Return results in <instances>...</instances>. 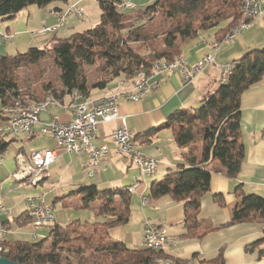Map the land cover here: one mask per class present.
I'll return each instance as SVG.
<instances>
[{
  "label": "trees",
  "instance_id": "1",
  "mask_svg": "<svg viewBox=\"0 0 264 264\" xmlns=\"http://www.w3.org/2000/svg\"><path fill=\"white\" fill-rule=\"evenodd\" d=\"M57 1L67 0H0V18L13 19L30 5L41 8ZM98 1L101 18L95 27L70 37H53L51 51L60 69L61 91L45 86V92L34 95L20 86L19 69L39 63L47 55L46 49L33 46L24 53L0 55V107L41 101L49 94L58 102L66 93L76 91L89 99L93 89H109L114 80L131 82L138 71H152L157 60L174 61L182 53L183 43L200 33L216 29L225 39L246 20L244 0H154L140 10H121L120 0ZM97 63L98 78L93 81L85 67ZM234 64L227 82L205 95L200 107L179 109L168 118L165 127L171 129L175 143L188 149L183 155L186 164L154 180L148 192L151 199L170 195L184 204V225L191 237L203 235L197 216L202 196L211 189L213 173L235 178L241 171L245 157L241 97L264 77V47L247 51ZM8 145L0 138V153ZM234 193L239 201L232 223L256 221L264 226V196L245 192L242 183ZM72 194L78 195L82 207L95 204L94 221L76 220L64 227L56 223L49 236L40 240L0 236V255L25 264H186L165 249L134 247L112 237V228L130 221L129 190H101L90 184L67 196ZM215 198L223 202L222 193ZM22 219L19 216L15 222L21 225ZM12 222H7L8 228ZM206 264H225L222 250Z\"/></svg>",
  "mask_w": 264,
  "mask_h": 264
},
{
  "label": "crops",
  "instance_id": "2",
  "mask_svg": "<svg viewBox=\"0 0 264 264\" xmlns=\"http://www.w3.org/2000/svg\"><path fill=\"white\" fill-rule=\"evenodd\" d=\"M85 1L87 0H67L61 1V4H54V6L49 4L45 7H39L38 11L44 18L42 26L56 24L60 15L73 4L83 10L82 4ZM260 2L264 8V2L261 0ZM35 7V5L26 7L17 13L13 19L3 20L0 18V29L5 27V30L11 33L12 38H14L12 30H25L24 25L33 17L31 11L36 10ZM263 29L264 17L251 29L237 36L233 42L221 43L219 41L221 36L217 34L216 30L213 36L200 33L198 37L183 43L181 54L189 63L197 62L206 54L214 52L215 47L220 48L216 53L215 63L208 66L193 83H185L178 71L166 72L158 77L159 85L149 91L143 99L137 102H126L120 99V113L127 116V125L134 133L135 144L142 151L159 160L156 174L143 178L137 192H133L132 195L135 193L148 197L150 185L154 180L177 171L181 165L186 164L183 155L188 152V149L181 148L175 143L171 129L165 127L168 118L179 109L195 108L197 104L201 103L205 95L218 87L219 65L235 62L251 49L263 48ZM120 81L119 79L116 80L109 89H93L89 99L105 95L110 89L109 92L113 91L120 84ZM124 87L132 88L131 82L124 80ZM89 99L80 96L77 102ZM73 100L74 93H66L59 99V102L65 107ZM56 104H53L55 105L54 110L49 109L41 114V123L36 125L31 133H23L17 136L9 134V141L4 137L7 133L0 135V138H4L6 142L18 144L11 156L8 145L5 161L0 164L8 175L5 179L6 182L11 181L12 174L17 170L16 155L19 152L29 156L31 152L41 149L55 150L57 154V159L51 165L48 176L45 175L44 180L38 185H30L36 188L42 187L41 194L36 195H44L45 201L50 202H46L47 204L52 202V205H56L55 202H58L63 196L66 197L80 187L90 184H96L99 189L123 188L128 190L134 184V178L139 175V169L134 167L127 157L115 152L111 134L117 127L118 121L103 122L99 126L95 143L99 145L108 144L110 153L102 160L100 168L91 177L88 175V152L81 155L66 152L57 146L53 138L40 132L42 123L50 121L53 117H58L62 121L70 120L71 113L69 110L60 104ZM154 129L155 131H153ZM151 130L153 133L150 136H143L145 132ZM241 132V140L245 149L241 171L235 178L228 177L224 173H213L211 189L202 196L201 208L197 216L201 224L199 230L203 233L201 237L188 235L184 225V204L170 195L157 199L148 197L149 203L146 206L149 207L143 209L141 229L134 236V244H128L122 236L115 235L116 228L120 226L111 229L112 237L122 240L130 246H143L144 220L149 217L164 226L169 235L177 236L176 238L180 239L175 245L165 248V252L186 262V264H206L217 257L221 250L225 264H264V226L256 221L232 223L233 212L239 201L234 193L238 184L242 183L247 193H259V195L264 196V77L242 94ZM38 137H43L44 140L31 147V143ZM77 164L80 169H78ZM97 172L100 177H96ZM84 175L90 180H82ZM65 177H69L71 181V184L68 185L69 188H77L68 193H62L61 184L65 182ZM0 191L4 194L5 204L12 208L7 201V194L1 189ZM219 193L223 194V202L215 198V195ZM28 197L30 196L23 198L25 206L18 214H15L16 216L12 208L14 215L12 220L15 221L27 210ZM16 223L19 224L17 220ZM205 228L208 229L205 230ZM18 230H22V228L14 232L19 233ZM10 231L12 230L10 229ZM33 232L32 230V235L36 234Z\"/></svg>",
  "mask_w": 264,
  "mask_h": 264
},
{
  "label": "built area",
  "instance_id": "3",
  "mask_svg": "<svg viewBox=\"0 0 264 264\" xmlns=\"http://www.w3.org/2000/svg\"><path fill=\"white\" fill-rule=\"evenodd\" d=\"M82 11L76 4H73L60 15L56 24L42 27L39 32H55L65 23L66 17L70 13L81 16ZM263 17L264 8L260 0H251V11H248L246 22L239 26L237 35L228 37L227 43L233 42L237 36L251 29ZM2 31L0 36L5 41L12 39L11 33L7 30ZM219 48L215 47L214 52L206 54L194 63H189L182 54L178 57V61L158 60L152 71L140 70L136 73V75H143V82L134 84L133 88H125L124 79H122L113 91L107 95L89 99V101L77 102V94H74V100L65 106L71 113L70 120L62 121L58 117H53L50 121L42 123L40 132L53 138L57 146L66 152L77 155L88 152V175L92 177L100 168L102 160L110 153L108 144L99 145L95 143L99 126L103 122L117 120L118 125L113 130L111 139L116 154L127 157L131 164L140 170V176L134 178V184L131 185L129 191L131 193L137 192L143 178L156 174L159 160L142 151L134 141H131L132 130L127 125V116L120 113V99L126 102L141 100L149 91L159 85L158 77L166 72L178 71L185 83H193L208 66L215 62ZM233 68L234 61L220 65L219 84L227 82ZM49 108L50 102H43L37 111L24 112L23 114H11L0 109V135L7 133L17 136L23 133H31L35 126L41 123V114L48 111ZM7 153V149L0 153V164L4 163ZM56 159L55 150H35L29 156L19 152L16 155L17 170L12 174V178L16 182H20L16 180V172H28L30 173V180L27 183L33 186L38 185L37 175H46L47 177L49 169ZM141 201L143 205L149 203L148 198L143 194H141ZM27 203L28 208L21 215L22 217L39 216V226L57 223L54 205L47 204L44 195L30 196L27 198ZM12 218L13 210L5 204L4 194L0 191V230L2 234L4 227L8 224L7 222L11 221ZM33 236L37 238V234H33ZM176 237L169 235L165 227L156 223L155 220L149 217L144 220L143 247L152 249L159 247V245L176 243Z\"/></svg>",
  "mask_w": 264,
  "mask_h": 264
},
{
  "label": "rangeland",
  "instance_id": "4",
  "mask_svg": "<svg viewBox=\"0 0 264 264\" xmlns=\"http://www.w3.org/2000/svg\"><path fill=\"white\" fill-rule=\"evenodd\" d=\"M261 1L264 2V0ZM121 2H122L121 10H133V9L124 8L127 3L128 4L134 3L136 5V8H139L138 10H140L141 8H144L147 5L153 3L154 0H122ZM58 3L61 4V1L53 2L51 4H53L52 6H54V4H58ZM35 6H36L35 8L37 9L31 11L33 17L29 20L28 23L24 25L25 30H20V31L12 30V32L14 33V38L8 41H5L2 38V36H0V55L13 56L18 53L27 52L29 48L33 46L39 47L41 49H46L47 55L43 59H41L39 63L30 65L29 67H21L19 69L18 73H19L20 86L21 88H24L26 91H29L34 95H40L41 93L45 92L44 91L46 89L45 86H52V88L55 91L59 92L63 89V85L60 78V69L56 64L53 56V52L51 51V47L53 44L52 43L53 37L54 36L55 38L70 37L74 33L82 32L87 29L95 27L100 22V18H101V9L99 5V1L98 0L85 1L82 4L83 11L81 16H77L75 13H70L66 17L65 23L62 26H60L57 31L43 32V33H40L39 30L43 27L42 25L44 18L41 15V13L38 11L39 7L37 5ZM2 30H5V27H3L0 30V32H3ZM215 30L216 29H211L208 31H204L202 33L213 36ZM224 36L222 39L221 37H219L221 39V40L219 39L220 42H222ZM98 66L99 63H97L94 66L85 67L89 78H91V80L93 81L97 80L98 78L97 77L99 70ZM219 69H220V65H219ZM115 81L116 80L111 82L108 88H110V86L112 87ZM59 104L60 102L58 101V104L56 105ZM60 105L64 107L63 106L64 104H60ZM200 105H201L200 103L197 104L195 108L200 107ZM54 106L55 105L50 106L49 109L54 110L55 109ZM4 137L7 139V141L10 140L9 134H6V136ZM43 140H44L43 137H38L36 140H34L31 143V147L40 143ZM9 143H10L9 151H11L10 153L11 156L18 147V144L16 142H9ZM77 166L78 169H80L78 164ZM138 171H139L138 176H140V170ZM7 176L8 175H6L4 168L0 165V189L7 194V201L12 206L15 215L18 214L21 211V209L25 206L23 202V198L27 196H34L38 193L41 194L40 192H42V187L41 186H38L39 188L32 187L27 182H15L12 178L10 182H6L5 179ZM96 177H100L98 172L96 173ZM82 180L89 181L90 179H88V177L84 175ZM69 184H71L69 177H65V182L61 184V187L63 189L62 193L65 192L68 193L71 190L77 188L74 187L71 189L68 186ZM104 189L105 188H102L101 190ZM140 199H141L140 195L135 193L132 195L130 221L125 225H120V227L116 228L114 232L115 235H120V237L122 236L128 244H134L133 243L134 236L135 234L139 233L141 229L143 215H144L143 209L145 208L147 209L149 207L143 205ZM46 202L50 203L49 201ZM79 202L80 201L78 195L76 194L66 196L62 199H59L58 202H55L56 205H54V211L57 216V223L59 225H62L64 227L67 224L76 220H80L81 222H86V221H94V219H96L97 216L95 214V207H94L95 204H93L90 207H82L79 204ZM23 227L26 229H24ZM19 228H22V230H18L19 233L14 232ZM8 229H9V233L6 235L7 238L9 239L22 238L32 241V240H40L42 238L48 237L51 227L35 225L32 222H28V221L26 222L25 220L22 219L21 225L14 221L12 222V226H9ZM10 229L12 231H10ZM32 230L34 231L33 233L37 234V238H34V236L31 234ZM0 236H4V235L0 233Z\"/></svg>",
  "mask_w": 264,
  "mask_h": 264
},
{
  "label": "bare ground",
  "instance_id": "5",
  "mask_svg": "<svg viewBox=\"0 0 264 264\" xmlns=\"http://www.w3.org/2000/svg\"><path fill=\"white\" fill-rule=\"evenodd\" d=\"M124 8L133 9V8H136V5L127 3ZM242 10H243L245 18L247 19L248 18V11H251V0H244L243 1ZM244 22H246V20L241 22L239 25L235 26L226 35L225 39L222 42H227L228 37H232L233 35H237L239 33V26L244 24ZM179 56L180 55L176 56L174 61H178ZM157 63H158V60L154 63V68L157 65ZM141 82H143V75H136L135 78L131 81L132 88H133L134 84H140ZM74 94H77V99L80 97L79 92L76 91ZM107 94H105V95H107ZM87 101H89V100H87ZM43 102H50V106H51L53 104H56L57 100L54 98V96L49 94L45 99H43L41 101L30 100V101H27L26 103L18 101V102H16V104L14 106H1L0 109H3V111L9 112L11 114H23L24 112L37 111L39 109V106L42 105ZM83 102H85V101H83ZM69 104L70 103H68V105ZM133 139H134V133L132 132L131 141H134ZM148 177H151V176H148ZM44 178H45V175H37V183L42 182L44 180ZM16 180H18L20 182H29L30 173H28V172H16ZM128 190L130 191L131 187H129ZM145 197L148 198L147 196H145ZM148 201H149V198H148ZM24 220L26 222L28 221V222L34 223L35 225H39V216L24 217ZM47 226H52V225H47ZM0 233L2 234L1 230H0ZM8 233H9V229L7 226H5L3 229V235L6 236ZM178 241H180V239L176 238V243ZM176 243H169V245H159V247H154L152 249H155V250L165 249L169 246L175 245ZM0 250H1V247H0Z\"/></svg>",
  "mask_w": 264,
  "mask_h": 264
},
{
  "label": "water",
  "instance_id": "6",
  "mask_svg": "<svg viewBox=\"0 0 264 264\" xmlns=\"http://www.w3.org/2000/svg\"><path fill=\"white\" fill-rule=\"evenodd\" d=\"M0 264H25V263L15 262V261L8 259L5 256L0 255Z\"/></svg>",
  "mask_w": 264,
  "mask_h": 264
}]
</instances>
